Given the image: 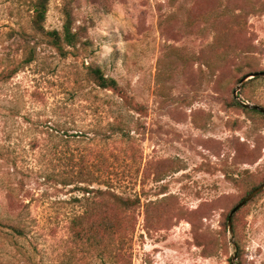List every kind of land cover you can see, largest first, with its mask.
<instances>
[{
  "label": "rangeland",
  "instance_id": "1",
  "mask_svg": "<svg viewBox=\"0 0 264 264\" xmlns=\"http://www.w3.org/2000/svg\"><path fill=\"white\" fill-rule=\"evenodd\" d=\"M31 4L0 0V264H239L236 241L264 264V190L225 227L264 180V116L233 104L264 70V0H50L45 29L77 31L67 56ZM239 97L264 106V77ZM107 186L139 202L100 229L83 188Z\"/></svg>",
  "mask_w": 264,
  "mask_h": 264
},
{
  "label": "trees",
  "instance_id": "2",
  "mask_svg": "<svg viewBox=\"0 0 264 264\" xmlns=\"http://www.w3.org/2000/svg\"><path fill=\"white\" fill-rule=\"evenodd\" d=\"M49 1L50 0H32V4H31L32 9H33L32 25H33L35 32L40 33V34H44L49 38V44L51 46H53L58 51V53L60 55L67 56L72 52L71 49L76 47V45L78 43V35L76 33L77 31H74L71 18L67 19L62 32L59 30L47 31L45 29L44 23L46 20L48 9H49ZM68 16L71 17L70 13H68ZM32 60H34L33 55H31V57L28 59V62H31ZM18 70H19L18 68L14 69V73L18 72ZM261 71H264V70H261ZM89 75H90V78L99 87L104 88V89L113 90L114 92H116L117 94L122 96L119 98L121 99L122 104L124 106L128 107L131 110H135L139 113L144 111V109H145L144 105H142L140 103H134L133 97H129L127 91L125 90V88L123 86H121L119 84L117 79H115L114 77L107 76L104 73L102 68L91 66L90 70H89ZM256 79H258V77L251 78L250 81H253ZM242 91H241V94H242ZM233 104L242 108L246 112H260V111L254 110V109L244 107L243 105H241L236 100L235 97L233 99ZM263 116H264V114H263ZM119 129L124 130L123 125H120ZM71 183H74V182L73 181L72 182L67 181L65 184H71ZM262 183H264V180L261 183H258V184H255L254 186H252L251 189L248 190L247 194L245 196H243V198L240 200V202L245 197H247L254 189H256L258 186H260ZM83 190H85L88 193H90V192L95 193V195L93 197V202H92L91 208L93 209V215L95 216V218L100 220L97 223V227L100 229L103 227L105 220H112L107 215L108 209L110 207H113V208L128 207V206L135 205L139 202L138 198L136 200H131L129 198H126L125 196H123L121 193L117 192L111 186H107L106 188H103V187H93V188L85 187V188H83ZM110 202H111V204H110ZM249 203L250 202H248L245 206H247ZM245 206L241 207L233 216L234 233H236L235 221H236L237 215ZM233 208H231V210L227 214V218H226L227 221H226V225H225L226 232L229 231L228 219H229V214ZM76 223L80 227L77 231L78 236L80 239H83L85 236H87V231H88L89 227H87L88 225L83 224L81 217H78V216L73 220V224L76 225ZM91 226H94V224ZM111 227L112 226L109 225L108 228H111ZM88 237H90V236H88ZM123 238H124V236L118 235V233H114L112 236L110 243H112L113 247L115 248L116 256L121 255L120 250H121V242H122ZM236 252H237L236 254H237V257L239 260L238 263L242 264L243 254L241 252V246H240V243L238 241H236Z\"/></svg>",
  "mask_w": 264,
  "mask_h": 264
},
{
  "label": "water",
  "instance_id": "3",
  "mask_svg": "<svg viewBox=\"0 0 264 264\" xmlns=\"http://www.w3.org/2000/svg\"><path fill=\"white\" fill-rule=\"evenodd\" d=\"M255 77H264V71H255V72H251L248 73L247 75H245L240 84L238 85V87L235 89L234 94L237 97V99L239 100V102L246 108H250V109H254L257 111H260L261 113L264 114V106L260 105V104H255V103H249V102H245L242 99H240L239 97V91L241 90L242 86L244 85V83L251 79V78H255ZM264 190V183H262L260 186H258L256 189H254L247 197H245L241 202H239L230 212L229 214V219H228V225H229V232L231 234V236L233 237L234 235V230H233V216L234 214L244 205H246L249 201H251L254 197H256V195H258L260 192H262Z\"/></svg>",
  "mask_w": 264,
  "mask_h": 264
}]
</instances>
